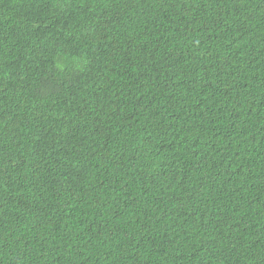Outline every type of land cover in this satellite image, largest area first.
I'll return each mask as SVG.
<instances>
[{
	"label": "trees",
	"instance_id": "16d2710c",
	"mask_svg": "<svg viewBox=\"0 0 264 264\" xmlns=\"http://www.w3.org/2000/svg\"><path fill=\"white\" fill-rule=\"evenodd\" d=\"M0 264H264V0H0Z\"/></svg>",
	"mask_w": 264,
	"mask_h": 264
}]
</instances>
